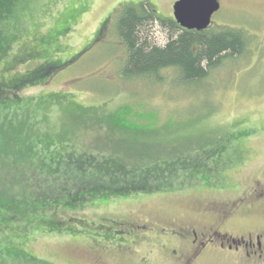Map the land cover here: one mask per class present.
Listing matches in <instances>:
<instances>
[{
    "label": "rangeland",
    "instance_id": "1",
    "mask_svg": "<svg viewBox=\"0 0 264 264\" xmlns=\"http://www.w3.org/2000/svg\"><path fill=\"white\" fill-rule=\"evenodd\" d=\"M148 1L159 16L175 19L174 4L179 0H0L2 34L17 42L11 43L7 55L0 44V81H17L53 55L65 65L45 83L22 88L17 93L20 102L0 111L18 119L29 112L38 122L47 114L51 124H58L62 108L101 115L128 105L138 115H157L158 126L170 120L175 130L221 135L215 146L221 152H210L207 158L222 176L211 185L191 181L179 189L176 183L167 190L36 219L34 224H39L35 229L28 225L30 239L24 241L25 254L36 260L18 263L0 255L1 264H182L190 253L182 231L209 236L214 227L236 236L264 224V0H218L221 7L211 28L243 30L250 37L248 52L224 62L210 76L209 88L196 91L173 88L174 70L162 72L163 85L123 78L127 53L115 30V17L127 4ZM75 19L79 22L73 26ZM66 28L71 33L62 39ZM153 37L159 46L166 43L161 28L155 27ZM56 38L63 48L57 53L52 44ZM29 45L45 50L46 57L27 61L28 56H14L18 48L25 52ZM96 131L90 122L82 128L81 134L90 132L96 138L81 136V144L88 148L98 143ZM215 147L212 144L211 150ZM50 222L68 231H47ZM3 232L1 242L12 236L5 228ZM197 264L227 263L209 253Z\"/></svg>",
    "mask_w": 264,
    "mask_h": 264
},
{
    "label": "trees",
    "instance_id": "2",
    "mask_svg": "<svg viewBox=\"0 0 264 264\" xmlns=\"http://www.w3.org/2000/svg\"><path fill=\"white\" fill-rule=\"evenodd\" d=\"M155 7L150 1L127 4L115 17V30L127 53L121 73L125 80L142 79L147 84L163 85L162 72L174 70L177 75L170 82L173 88L207 89L210 76L224 62L239 60L248 52L250 37L241 29L187 30L175 19L159 16ZM77 19L80 20L78 15ZM77 19L73 26L78 24ZM3 21L0 44L7 48V55L17 42L2 34ZM155 27L165 35L164 45L159 46L154 39ZM63 32L62 39L71 33V28ZM60 41L56 38L52 43L56 45L55 53L63 49ZM45 52L29 45L25 52L18 48L14 56L40 60L46 57ZM51 57L17 81H0V110L8 109L9 103L18 104L17 93L22 88L41 85L65 67L54 55ZM62 109L64 114L58 124H51L47 114L43 122H38L37 115L29 112L18 119L0 111V231L4 233L5 228L12 234L0 241V255L13 262L36 260L25 254L24 242L30 237L28 225L35 229L39 224H34L36 219L45 220L49 214L57 217L112 199L132 198L162 187L161 191L167 190L176 183L179 189L191 181L211 185L222 176L219 168H211L207 158L210 152H221L215 147L220 144L221 135L188 133L187 128L175 130L170 120L158 126L157 115H138L128 105L101 115ZM89 122L100 139L87 148L81 144V136L95 135L80 131ZM212 144L216 151L211 150ZM50 223L47 231H68L60 223Z\"/></svg>",
    "mask_w": 264,
    "mask_h": 264
},
{
    "label": "flooded vegetation",
    "instance_id": "3",
    "mask_svg": "<svg viewBox=\"0 0 264 264\" xmlns=\"http://www.w3.org/2000/svg\"><path fill=\"white\" fill-rule=\"evenodd\" d=\"M208 231L209 236L198 235L192 230L182 231L190 247L189 256L183 258L182 264H197L203 255L209 253H214L227 264H264V224L245 235L222 234L214 227Z\"/></svg>",
    "mask_w": 264,
    "mask_h": 264
},
{
    "label": "water",
    "instance_id": "4",
    "mask_svg": "<svg viewBox=\"0 0 264 264\" xmlns=\"http://www.w3.org/2000/svg\"><path fill=\"white\" fill-rule=\"evenodd\" d=\"M174 17L180 27L204 31L211 27L221 5L218 0H179L174 4Z\"/></svg>",
    "mask_w": 264,
    "mask_h": 264
}]
</instances>
